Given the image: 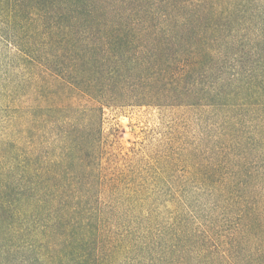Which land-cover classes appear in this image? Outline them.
<instances>
[{
	"label": "trees",
	"instance_id": "16d2710c",
	"mask_svg": "<svg viewBox=\"0 0 264 264\" xmlns=\"http://www.w3.org/2000/svg\"><path fill=\"white\" fill-rule=\"evenodd\" d=\"M0 264H264V0H0Z\"/></svg>",
	"mask_w": 264,
	"mask_h": 264
},
{
	"label": "rangeland",
	"instance_id": "374dc122",
	"mask_svg": "<svg viewBox=\"0 0 264 264\" xmlns=\"http://www.w3.org/2000/svg\"><path fill=\"white\" fill-rule=\"evenodd\" d=\"M169 127V117L145 107L109 108L103 116L105 137L122 153L148 154L169 132Z\"/></svg>",
	"mask_w": 264,
	"mask_h": 264
}]
</instances>
